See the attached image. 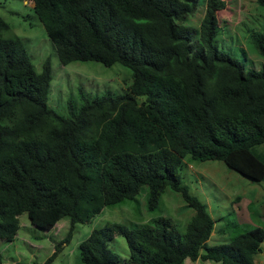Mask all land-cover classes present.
I'll return each mask as SVG.
<instances>
[{"label":"trees","instance_id":"trees-1","mask_svg":"<svg viewBox=\"0 0 264 264\" xmlns=\"http://www.w3.org/2000/svg\"><path fill=\"white\" fill-rule=\"evenodd\" d=\"M30 2L61 64L120 63L133 83L122 94H83L78 110L58 114L47 104L49 60L36 72L23 41L1 36L9 25L0 16V242L15 239L22 213L44 231L67 217V236L42 263L56 264L76 224L148 186L150 210L167 189L182 195L194 209L186 230L167 216L109 223L79 243L83 264H256L264 228L209 245L216 220L179 173L191 155L264 183V68L248 69L218 46L224 1L205 0L200 29L188 21L201 0ZM253 40L264 58V26ZM117 235L129 246L126 258L108 246Z\"/></svg>","mask_w":264,"mask_h":264},{"label":"rangeland","instance_id":"rangeland-1","mask_svg":"<svg viewBox=\"0 0 264 264\" xmlns=\"http://www.w3.org/2000/svg\"><path fill=\"white\" fill-rule=\"evenodd\" d=\"M225 5L217 10L215 24L219 27L218 46L232 57L243 62L248 69L264 68V58L258 51L253 35L264 26V7L257 0H222ZM206 10L205 0L188 23L200 29ZM0 16L8 23L3 31L5 38L19 37L36 72L42 71L48 59L51 81L47 104L58 114L69 117L70 110H78L82 95L89 97L107 93L127 92L133 83V71L120 63L105 66L96 61H72L60 63L54 46L35 14L30 0H0ZM141 97L140 100H144ZM264 149V146H262ZM182 182L203 201L208 212L216 220L218 229L208 241L209 245L228 243L235 236L256 226L264 228V183L255 182L230 168L222 160H198L191 155L184 159L179 169ZM148 186H143L136 199L105 206L89 222L75 225L68 243L54 258L56 264H83L78 245L92 229L109 223L127 226L152 222L160 216L173 219L184 232L194 214L182 195L171 189L163 194L155 210L148 208ZM20 226L11 242H0L3 264H42L69 231V218H62L48 230L32 226L26 213L19 216ZM109 248L122 258L129 256L125 237L117 235L109 242ZM264 249V243L262 244ZM257 264H264V250L257 254Z\"/></svg>","mask_w":264,"mask_h":264},{"label":"crops","instance_id":"crops-1","mask_svg":"<svg viewBox=\"0 0 264 264\" xmlns=\"http://www.w3.org/2000/svg\"><path fill=\"white\" fill-rule=\"evenodd\" d=\"M32 5V3H31ZM103 210V209H102ZM102 212V211H101ZM217 224L215 223V227H214V230L212 232V235L215 234V228H216ZM216 230H221V229H218V226L216 228ZM211 235V236H212ZM211 238V237H210ZM262 253V252H261ZM260 254V253H259ZM258 254V255H259ZM257 255V254H256ZM255 255V262L257 264V256ZM185 264H218V263H215V262H211V261H202L201 259H197L196 261H191V260H186Z\"/></svg>","mask_w":264,"mask_h":264}]
</instances>
